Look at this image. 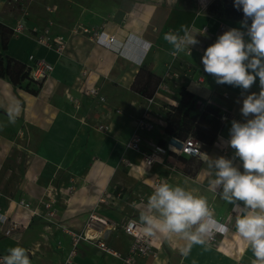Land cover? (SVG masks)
I'll return each mask as SVG.
<instances>
[{
  "label": "crops",
  "instance_id": "1",
  "mask_svg": "<svg viewBox=\"0 0 264 264\" xmlns=\"http://www.w3.org/2000/svg\"><path fill=\"white\" fill-rule=\"evenodd\" d=\"M138 1L142 8L128 15L126 26L105 22L108 16L100 14H82L69 29L49 20L53 22L51 37L63 36L68 40L62 55L40 45L38 36L30 29L19 37L12 36L7 29L17 19L28 27L45 26L49 21L39 22L30 12L16 15L0 9V23L6 26L0 28V54L26 65L27 73V67L40 59L54 66L48 79L33 80L27 76L19 86L0 77V213L23 224L19 239L5 236L0 229V256L19 245L28 251L31 264H64L73 248L70 232L86 233L90 215L95 213L107 220V225L90 226L98 234L90 239L84 236L77 242L75 264H126L124 257L132 238L122 226L130 219L142 224L140 215L147 210L148 196L158 180L186 187L206 198L211 217L205 222L210 226L214 220L228 230L216 235L214 242L204 236V243L193 244L190 250L189 242L181 236L157 233L152 236L157 256L139 258L135 264L255 261L247 242L236 234L235 219L244 211L243 202H237L240 207L234 211L231 204L220 198L222 187L210 183L215 170L208 166V161L224 157L243 171L240 158L227 141L232 121L245 122L240 112L242 102L251 92L259 93V80L243 92L238 87L217 84L212 75L204 72L201 63L204 50L221 35L222 24L230 29L240 28L241 24L209 15L205 9L200 13L180 9L176 5L179 0ZM80 23L95 25L100 28L95 30L104 29L115 36L120 49L100 45L82 31L74 34L76 26H84ZM182 25L201 32L206 27L207 32L197 34L199 43L191 47V55L184 52L173 57V48L164 35L178 32ZM5 35L8 40L3 44ZM161 40L166 48L157 45ZM157 52L168 62L161 72L155 66L150 71L161 79H167V71L171 74L174 97L161 92L145 98L133 87L140 68L151 53ZM84 81L86 86L98 87L105 101L81 93L80 84ZM177 87H185L194 94L201 109L213 107L220 117H229L220 120L219 132L211 145L194 138L201 145L200 157L174 153L170 148L172 138L165 133L168 108L161 102L178 106ZM75 100L80 108H76ZM146 114L154 120L155 128L138 129L137 121ZM100 125L110 127L99 130ZM134 134L143 138L141 152L126 147ZM161 140L166 142L165 147L159 146ZM154 145L161 148L155 155L158 161L146 165L144 153H150ZM194 162L198 165L193 168ZM107 199L112 205L104 207ZM21 201L29 207L24 208ZM47 202L51 203L50 208L45 207ZM142 231L146 235L144 226ZM100 241L106 243L109 251L101 248Z\"/></svg>",
  "mask_w": 264,
  "mask_h": 264
},
{
  "label": "clouds",
  "instance_id": "2",
  "mask_svg": "<svg viewBox=\"0 0 264 264\" xmlns=\"http://www.w3.org/2000/svg\"><path fill=\"white\" fill-rule=\"evenodd\" d=\"M234 7L243 12L241 27L225 31L204 50L203 70L217 84L243 92L258 78L260 91L245 96L240 109L245 122L233 120L229 130L227 143L240 158L243 171L224 157L208 161V166L215 170L210 183L222 187L220 198L234 211L240 207L237 202H243L244 211L235 219L236 234L253 252V264H264V0H234ZM197 34L203 30L182 25L178 32L166 33L164 40L172 46L174 57L184 52L191 55V47L199 43ZM146 209L140 215L146 235H179L189 242V250L193 244L204 243L209 231L205 221L211 217V210L206 198L194 190L161 181L148 196ZM211 223L218 224L214 220ZM218 230L228 229L219 225ZM0 264H31V260L28 251L17 245L8 249Z\"/></svg>",
  "mask_w": 264,
  "mask_h": 264
},
{
  "label": "built area",
  "instance_id": "3",
  "mask_svg": "<svg viewBox=\"0 0 264 264\" xmlns=\"http://www.w3.org/2000/svg\"><path fill=\"white\" fill-rule=\"evenodd\" d=\"M27 9L25 10V14L27 13ZM53 22L49 21L48 25L45 26H38L34 25L32 27H28L27 24H25L22 19H17L14 21L13 24L7 25L8 30L10 31L11 35L14 37H19L21 35H25L27 30L30 29L32 32L36 33L38 36L37 42L45 46L49 49H53L56 51L59 55H62L67 46H68V40L65 39L63 36H54L51 37V29ZM203 32H207V28L204 27ZM220 33L223 34L225 31L230 30L229 26L226 24H222L220 26ZM84 32L89 39L94 40L96 43L100 45H105L108 47H112L114 50H119L120 46L117 45V40L115 36L108 34L104 29L102 30H95L90 29L85 26H76L75 30H73L74 34H77L78 32ZM156 31V29H155ZM174 33V32H170ZM209 39L212 40V37L209 36ZM173 56V55H172ZM174 57V56H173ZM177 57V56H175ZM31 60H34V57H30ZM28 69V76L33 80H46L51 76V73L54 70L53 64L50 62L40 59L35 62L34 66L27 67ZM85 75V74H84ZM166 78H170L171 74L167 71L165 74ZM86 81L84 83L80 84V92L84 93L88 97L99 100L100 102H104L105 98L103 95L100 94L99 88L96 86H86ZM167 93L169 97H174L176 95V90L171 85H169L166 81H162L155 92V95ZM153 101V99H150ZM76 104V108H80V103H78L77 100L74 101ZM229 117L221 116L222 121L228 120ZM238 121V120H236ZM241 122V121H240ZM110 125H100L98 127L99 130H108ZM137 128L138 129H145V130H151L155 128L154 120L151 119L148 114L144 115L142 118H140L137 121ZM173 146H170L172 151L176 153L177 155H183L188 157H200L202 155L201 145L198 141H196L193 137L189 136L186 139H172ZM126 147L128 149H131L133 151L141 152V149L143 148V138L139 134H134L130 140L126 143ZM157 151H161V148L158 146H153V149L150 153H144L143 161L146 165H150L153 162L158 161V158L155 156L157 154ZM160 183L158 180L155 182L154 185H157ZM143 202L144 200H140ZM21 205L24 208H28L29 204L25 203L24 201H21ZM46 208L51 207V203L47 202L45 203ZM107 220L104 218L98 217L95 213H92L90 215L89 219V227H94V225L100 226V225H107ZM208 222V221H207ZM23 227V224L13 218H10L8 215L4 213H0V229L1 232L10 238L13 239H19L20 236L18 234V231ZM123 231L129 235L132 238V243L130 244L129 250L127 255L124 257V261L126 264H135L136 260L139 258H155L157 256V251L155 250L154 244H153V238L152 236L145 235L142 231L143 225L133 219H130L122 226ZM219 229V223L218 224H212L209 226V231L205 235V237L208 239L209 242L216 241V235L225 233V231H220ZM72 235L73 240V248L68 254L65 263L64 264H75L74 258L76 254V245L77 242L85 236V233H75L70 232ZM86 237V236H85ZM100 246L105 251H109V248L106 246V243L104 241H100ZM3 256H0L2 258Z\"/></svg>",
  "mask_w": 264,
  "mask_h": 264
},
{
  "label": "trees",
  "instance_id": "4",
  "mask_svg": "<svg viewBox=\"0 0 264 264\" xmlns=\"http://www.w3.org/2000/svg\"><path fill=\"white\" fill-rule=\"evenodd\" d=\"M206 13L219 19L241 22L244 19L243 12L234 7V0H213L207 7ZM251 23V21H248ZM0 28L6 26L0 23ZM8 29V28H7ZM8 37H3V44H6ZM144 72V65L140 68L134 83V89L145 98H152L155 95V88L151 90L153 80L155 86L161 83V78L149 71L146 81L138 86V79ZM26 65L18 60L0 54V77L10 80L15 86H19L27 79ZM180 100L178 106L170 104L165 133L172 139H186L191 136L206 145H211L219 132L220 120L219 111L213 107L201 109L199 100L194 94L180 87ZM165 141H159V146L165 147Z\"/></svg>",
  "mask_w": 264,
  "mask_h": 264
},
{
  "label": "rangeland",
  "instance_id": "5",
  "mask_svg": "<svg viewBox=\"0 0 264 264\" xmlns=\"http://www.w3.org/2000/svg\"><path fill=\"white\" fill-rule=\"evenodd\" d=\"M212 1L213 0H179L176 5L180 9L195 10L200 13L203 9L206 11ZM141 8L142 6L138 0H0V9L2 11L8 13L15 12L16 15H20L27 9L30 15L39 22L53 20L55 23L61 24L68 29L78 23L82 14L95 16H98V14L105 15L108 16L107 19H104L105 22L110 20L117 22L119 26H126L130 18L128 15ZM80 24L91 29H100L99 27H95V25L88 26L84 23ZM149 32L151 33V26L148 28V33ZM157 45L166 48V44H164L162 40L157 43ZM156 49L162 51L158 48ZM160 54L162 53H151L149 58H147L148 60H146L144 64V72L138 79V86L146 81V75L152 67L155 66L159 69V72L162 71V68H164L168 61L167 58L163 59ZM163 80L169 85L174 86L175 82L171 78L161 79V82ZM155 82L156 80L152 81L151 90L154 88L157 90L158 85L155 86ZM177 89L180 93V87H177ZM161 103L169 110L170 104H167V102ZM192 165L194 168L198 163L194 162ZM103 205L104 207H109L112 203L107 199ZM97 216L100 217L98 214Z\"/></svg>",
  "mask_w": 264,
  "mask_h": 264
},
{
  "label": "bare ground",
  "instance_id": "6",
  "mask_svg": "<svg viewBox=\"0 0 264 264\" xmlns=\"http://www.w3.org/2000/svg\"><path fill=\"white\" fill-rule=\"evenodd\" d=\"M85 236L87 237V238H94V237H96L97 236V232H94V230H92L90 227H88V229L87 230H85Z\"/></svg>",
  "mask_w": 264,
  "mask_h": 264
}]
</instances>
